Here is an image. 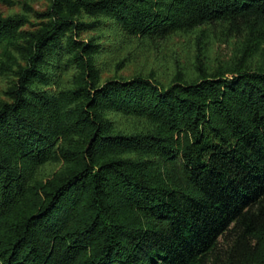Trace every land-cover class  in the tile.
Masks as SVG:
<instances>
[{
    "label": "trees",
    "instance_id": "obj_1",
    "mask_svg": "<svg viewBox=\"0 0 264 264\" xmlns=\"http://www.w3.org/2000/svg\"><path fill=\"white\" fill-rule=\"evenodd\" d=\"M0 82V264H264V0H24Z\"/></svg>",
    "mask_w": 264,
    "mask_h": 264
},
{
    "label": "rangeland",
    "instance_id": "obj_2",
    "mask_svg": "<svg viewBox=\"0 0 264 264\" xmlns=\"http://www.w3.org/2000/svg\"><path fill=\"white\" fill-rule=\"evenodd\" d=\"M17 3L16 5L13 6H8L7 4H0V10L3 12H12V11H19L21 10V2L24 0H16ZM25 2H27V4L33 6L36 9H42V6L44 4V0H25ZM23 10V8H22ZM24 11V10H23ZM152 62V61H151ZM130 68H133V65H130ZM2 87V84L0 82V89Z\"/></svg>",
    "mask_w": 264,
    "mask_h": 264
}]
</instances>
